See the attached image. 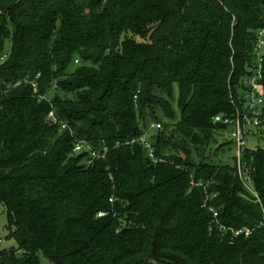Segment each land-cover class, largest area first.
<instances>
[{"label":"trees","instance_id":"1","mask_svg":"<svg viewBox=\"0 0 264 264\" xmlns=\"http://www.w3.org/2000/svg\"><path fill=\"white\" fill-rule=\"evenodd\" d=\"M262 28L264 0H0V206L17 242L0 239V264H264V147L244 156L258 198L206 152ZM80 139L109 152L90 163ZM208 193L253 235L220 233Z\"/></svg>","mask_w":264,"mask_h":264},{"label":"built area","instance_id":"2","mask_svg":"<svg viewBox=\"0 0 264 264\" xmlns=\"http://www.w3.org/2000/svg\"><path fill=\"white\" fill-rule=\"evenodd\" d=\"M263 47L264 28L260 29L256 33L255 37L254 54L256 59L253 66V74L252 76H247L243 79V85L245 88L239 94V101L236 102L233 99L235 113L232 115H217L215 117V122L226 126L229 133V140L236 146V166L240 179L244 182L248 190L257 198L258 194L251 185L250 175L244 156L250 149L247 144L248 137L254 130L260 128V124L262 123L261 117L264 115V84L261 81L264 74ZM6 57V54L1 55L0 62L4 61ZM50 118L52 121H56L54 112H50ZM161 128V123H152L150 130L153 131ZM150 133L151 132L144 134L138 139V141L143 143L148 148L150 156L153 159H156L154 155L153 142H151L150 137L147 138ZM135 141L137 140H133L131 143H134ZM74 152H88L90 156L89 162L92 163L95 159L106 157L109 152V146L107 144H102L100 148H96L89 144L86 140L80 139L75 143ZM191 184L193 186L203 185L202 183H196L195 181H192ZM208 185L209 184L204 185L205 188H207ZM217 195V193H208L203 204V207L207 208L212 213L215 228H217L220 233L228 236L231 243L235 242L238 238H250L255 230L253 227H232L220 222L219 210L211 203V200L217 197ZM104 215L105 213L103 212L99 214V216ZM263 224L264 222L261 223V225ZM214 225L211 227V230L214 228Z\"/></svg>","mask_w":264,"mask_h":264},{"label":"rangeland","instance_id":"3","mask_svg":"<svg viewBox=\"0 0 264 264\" xmlns=\"http://www.w3.org/2000/svg\"><path fill=\"white\" fill-rule=\"evenodd\" d=\"M262 52H264V47L262 48ZM175 101L173 102L174 109L176 111V121L180 119V111L178 107V87L175 86L174 90ZM264 106V103H263ZM154 131V130H153ZM155 132H153V135ZM152 137V132L150 133ZM150 135L147 137L149 138ZM217 142L213 144L211 147L207 148L206 152L211 155V161L216 164H226L230 166L236 165V146L229 140L228 130H225L222 136L217 137ZM224 144L220 150H216V148ZM247 144L249 148L256 149L258 147H264V131L263 133L257 136H249ZM211 152V153H210ZM7 213L3 206H0V239L1 245L4 248H12L17 247V242L13 238H8L9 230L7 229ZM41 260L43 264H51L46 257L41 255Z\"/></svg>","mask_w":264,"mask_h":264},{"label":"water","instance_id":"4","mask_svg":"<svg viewBox=\"0 0 264 264\" xmlns=\"http://www.w3.org/2000/svg\"><path fill=\"white\" fill-rule=\"evenodd\" d=\"M185 158V157H184Z\"/></svg>","mask_w":264,"mask_h":264}]
</instances>
